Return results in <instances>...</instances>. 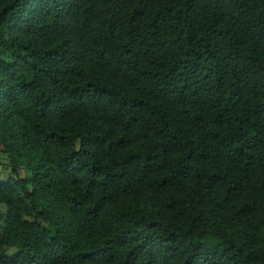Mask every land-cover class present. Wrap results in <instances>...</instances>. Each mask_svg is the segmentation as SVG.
Returning a JSON list of instances; mask_svg holds the SVG:
<instances>
[{
    "label": "trees",
    "instance_id": "16d2710c",
    "mask_svg": "<svg viewBox=\"0 0 264 264\" xmlns=\"http://www.w3.org/2000/svg\"><path fill=\"white\" fill-rule=\"evenodd\" d=\"M0 148V264H264V0H0Z\"/></svg>",
    "mask_w": 264,
    "mask_h": 264
},
{
    "label": "rangeland",
    "instance_id": "374dc122",
    "mask_svg": "<svg viewBox=\"0 0 264 264\" xmlns=\"http://www.w3.org/2000/svg\"><path fill=\"white\" fill-rule=\"evenodd\" d=\"M8 162H9V160H8L7 156L5 154H3L2 152H0V181H2V182L6 181L8 179V177L10 176L11 171H12ZM19 175L21 178L25 177L23 172L22 173L19 172ZM3 211H4L3 207L0 206V214H2ZM15 252H17V249H12L9 252V254H13Z\"/></svg>",
    "mask_w": 264,
    "mask_h": 264
}]
</instances>
